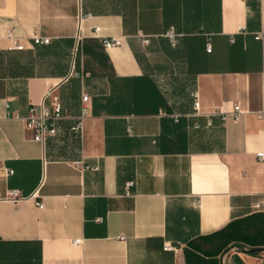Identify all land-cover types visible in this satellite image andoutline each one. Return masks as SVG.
<instances>
[{"label": "crops", "instance_id": "1", "mask_svg": "<svg viewBox=\"0 0 264 264\" xmlns=\"http://www.w3.org/2000/svg\"><path fill=\"white\" fill-rule=\"evenodd\" d=\"M0 52V264L264 263V0H0Z\"/></svg>", "mask_w": 264, "mask_h": 264}, {"label": "built area", "instance_id": "2", "mask_svg": "<svg viewBox=\"0 0 264 264\" xmlns=\"http://www.w3.org/2000/svg\"><path fill=\"white\" fill-rule=\"evenodd\" d=\"M166 36L169 38L172 45H175L176 43V33L173 29H169L166 32ZM259 37V35L257 36ZM78 38V35H77ZM43 41L47 42V39H36V42ZM144 43H147V39H143ZM101 43L104 47H111L114 45H117L119 43V40L115 38H107L103 37L101 38ZM22 45L14 44L13 49H22ZM207 50L210 51L211 45L209 42H207ZM192 97L194 99V105H196V93H192ZM82 101L85 102L88 99L87 95H82ZM235 111H238V106H234ZM89 109L86 105H83L81 108V115L79 119L71 126V130L78 134L80 131V121L81 118L88 113ZM62 108L58 101L54 100L52 101L50 107L45 106L43 103L40 105H30L28 109V113L25 117L26 127L31 131L33 139L40 141L41 143H45L46 139L54 135L56 133L55 128V122L61 118L62 116ZM264 120V117H263ZM256 156L259 160H264V151H260L256 153ZM132 185V182H126V191L125 194H130L129 187ZM5 198L11 199V200H18L21 198V195L17 189H11L6 191ZM41 206V204H39ZM255 207L258 208L259 204L256 203Z\"/></svg>", "mask_w": 264, "mask_h": 264}, {"label": "rangeland", "instance_id": "3", "mask_svg": "<svg viewBox=\"0 0 264 264\" xmlns=\"http://www.w3.org/2000/svg\"><path fill=\"white\" fill-rule=\"evenodd\" d=\"M6 55V54H5ZM14 56V55H13ZM9 56L0 57V59L8 61ZM26 55L23 53L16 54L15 58L19 59L20 61H24L26 59ZM11 71H9V67L7 64L0 63V95H7L9 92L13 91L15 87H21V83H16L17 81L14 79L8 78L7 75H10ZM21 74H25V70H21Z\"/></svg>", "mask_w": 264, "mask_h": 264}, {"label": "water", "instance_id": "4", "mask_svg": "<svg viewBox=\"0 0 264 264\" xmlns=\"http://www.w3.org/2000/svg\"><path fill=\"white\" fill-rule=\"evenodd\" d=\"M250 253H254V252H258V251H264V249H256V248H254V249H249L248 250ZM264 264V263H263Z\"/></svg>", "mask_w": 264, "mask_h": 264}, {"label": "trees", "instance_id": "5", "mask_svg": "<svg viewBox=\"0 0 264 264\" xmlns=\"http://www.w3.org/2000/svg\"><path fill=\"white\" fill-rule=\"evenodd\" d=\"M0 57H4V54L0 52ZM3 59H0V63H2Z\"/></svg>", "mask_w": 264, "mask_h": 264}]
</instances>
